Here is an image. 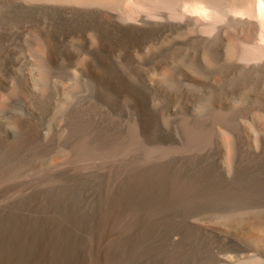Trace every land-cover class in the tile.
Wrapping results in <instances>:
<instances>
[{
    "label": "bare ground",
    "instance_id": "obj_1",
    "mask_svg": "<svg viewBox=\"0 0 264 264\" xmlns=\"http://www.w3.org/2000/svg\"><path fill=\"white\" fill-rule=\"evenodd\" d=\"M106 109L168 152L95 219L0 229V264H264V0H0V145Z\"/></svg>",
    "mask_w": 264,
    "mask_h": 264
},
{
    "label": "rangeland",
    "instance_id": "obj_2",
    "mask_svg": "<svg viewBox=\"0 0 264 264\" xmlns=\"http://www.w3.org/2000/svg\"><path fill=\"white\" fill-rule=\"evenodd\" d=\"M106 110L85 122L73 119L55 142L50 140L52 130H46L36 143L26 145L15 134L0 145L1 230L41 227L59 218L74 223L95 219L100 205L127 183L133 162L140 183L144 169L159 165L167 149L156 144L133 147L131 117ZM180 147L178 151L190 148ZM82 228L74 225L80 234Z\"/></svg>",
    "mask_w": 264,
    "mask_h": 264
}]
</instances>
